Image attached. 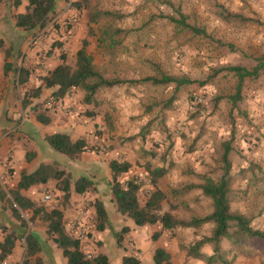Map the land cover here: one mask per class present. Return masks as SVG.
I'll return each mask as SVG.
<instances>
[{
    "label": "rangeland",
    "instance_id": "1",
    "mask_svg": "<svg viewBox=\"0 0 264 264\" xmlns=\"http://www.w3.org/2000/svg\"><path fill=\"white\" fill-rule=\"evenodd\" d=\"M75 3L81 4L82 7H75ZM61 4L63 7H60L57 18L47 28L46 33L51 30L54 36L46 44V48L42 49L43 54L53 48L60 62L61 56L66 55L69 63L74 64L78 51L82 48L84 40H87L88 51L99 70L100 66L105 64L107 53L110 51L102 45L109 38L104 33L122 29L127 33L114 37L119 46L111 51L113 60L119 58L121 62L138 61L140 77L158 75L163 71L171 76L195 81L178 92L175 85L155 87L145 83L132 88L121 86L117 91H111L108 96V99L114 102L113 105L119 106L114 111L117 113L115 122L123 130L127 129L125 135L135 138L134 135L143 133L144 127L149 130L145 139L138 138V144L142 145L141 153L138 150V157L145 158L150 163L148 165H165L170 169L169 174L160 181V187L170 197V202L165 204V210H171L172 205L175 208L172 213L184 219L195 215L205 216L212 211L211 200L205 197L200 189H193L180 197H174L172 191L181 190L189 184H201L202 181L194 173L207 174L218 179L223 173L222 143L232 138L235 130L234 151L231 154L234 178L232 209L253 216V226L264 230V77L259 80H247L242 97L235 105L232 97L237 93V80L228 72L217 71L231 65L252 68L255 61L249 55H244L242 49L240 52L226 46L231 38L229 34L233 31L232 25L219 18L217 6L216 10L212 8V0H68ZM178 6L180 12L187 16L189 24L206 27L210 30V37L195 36L189 31L177 29L168 20L160 19L162 15L178 17L175 11ZM203 7L207 11L204 12ZM98 12H109L112 15L101 17L96 23L92 22V15L95 16ZM46 33L38 36L39 42L46 39ZM236 35H243V30L236 32ZM37 46L34 44L30 47ZM251 51L245 52L254 54V51ZM113 62L112 69L116 71L115 61ZM152 63L154 66H151ZM114 74L113 72L109 75ZM29 94L27 93V96ZM27 96L25 95V98ZM173 97L175 99L172 108L166 109L164 103ZM196 98H201L202 102H196ZM43 111L49 113L46 107ZM55 132L52 130V133ZM131 137L124 136V141ZM111 147L101 144L97 139L90 144L88 157L94 158L97 155L107 158L106 153ZM42 159L38 157L32 162L29 173L35 172L41 166ZM91 162L94 164V161ZM75 164L77 167L74 165L68 168L65 164L58 166L65 170V174L69 172L71 176L74 175L76 181L79 176L76 170L82 168L84 163ZM91 166L92 164L86 167ZM142 166L147 170L146 165ZM5 169L12 180L9 168ZM68 177L71 180V177ZM68 177L65 176L63 181L55 180L54 187L47 189L50 192L53 190L56 195H52L51 203L46 202L39 193L42 199L38 204L45 205L48 209L64 210L68 207L69 202L65 194L57 192L61 191L59 182L61 187L64 186ZM134 178L143 184L140 198L144 201L152 191L147 187L150 184L149 176L144 177V174L138 173ZM93 189L91 193L95 192V187ZM106 190L108 189L104 187V191ZM110 196L112 199V191ZM3 204L5 210H8L9 220L13 224H19L20 221L13 215L9 203L3 200ZM111 204L110 223L107 225L108 242L103 250L110 264H119L125 256L138 257L142 264H155L154 254L157 248L166 249L175 264H206L189 257L183 246L190 247L204 236H210L213 225L207 224L200 230L177 228L174 231H165L162 238L155 240V233L162 231L161 225L127 228L128 224H132L131 219L117 212L114 201ZM22 213L26 220L32 216L30 211ZM29 227L35 232L47 229L40 221L29 223ZM7 230V233L13 231L10 228ZM25 234L26 230L21 237ZM90 234L93 238L89 237L85 245L90 242L97 244L96 237L88 231L87 236ZM20 242L24 246V239L21 238ZM221 246L228 253L229 264L264 262V254L260 250L241 253L226 239L221 241ZM201 252L213 255L214 247L205 245ZM23 253L26 254L24 250ZM56 253L64 258L60 248L56 249ZM91 253L92 256L101 254L96 251ZM21 260V264H25V258ZM32 260V264H37V259ZM40 260L42 261L41 258Z\"/></svg>",
    "mask_w": 264,
    "mask_h": 264
},
{
    "label": "crops",
    "instance_id": "2",
    "mask_svg": "<svg viewBox=\"0 0 264 264\" xmlns=\"http://www.w3.org/2000/svg\"><path fill=\"white\" fill-rule=\"evenodd\" d=\"M212 2V8H214V10H216L215 6H223L229 12L241 15L246 19L245 22L227 23L232 25L233 31L229 34L231 38L226 46L240 52L242 49L244 55L252 57L251 59L255 61L252 68L241 66L252 70L258 64V60L264 58V0H212ZM28 6V0H5L0 4V169L5 172V168H9L12 175V181L8 184L10 186L3 187L0 185V193L2 188L7 193L9 190L15 188L20 180L21 172L24 170L29 172L30 165L38 157L43 158L42 164L57 165V167H59L58 165H66L68 168L74 165L77 167L75 164L76 162L84 163L82 168H77L78 170H76V173L79 174L76 181L81 178L92 180L94 182L95 192L91 193L90 191L85 194H78L76 192L75 176H71L69 172H66L68 174L65 176L71 177L69 182L70 195L66 197L69 204L68 207L64 208L66 229L67 232L70 231L71 222L76 217H87L89 220L87 223L88 231L96 237L97 244L90 242V244L86 243L85 245L84 243L86 246L85 248H89V252L96 251L106 255L103 250L106 248L108 242L107 225L110 223L109 206L114 201L110 196L112 191V187L109 184V181L112 180V172L109 167L110 163L113 160H119L127 161L132 165L130 172L121 175L120 180L122 182L128 179H134L135 175L138 173L144 174V177H147L148 172L142 165L147 166L150 164L145 158L142 159L138 157L139 152L141 153L140 148L142 146L138 144V138L141 137L145 139L146 135L149 133L148 128L144 127L142 130L143 133L134 135L135 138L130 135H125L127 129L123 130L115 122L117 113L114 111L116 107L118 108L119 106L113 105L114 102L108 99V96L111 91H117L121 86L132 88L139 84H145L142 83L141 80L156 75H145L140 77L138 61L124 60L121 62L119 58L113 60L111 51L114 47L117 48L119 43L117 45H112L111 38H107L102 45L106 47L107 50L109 48L110 51L107 53L108 58L105 64L100 66L98 71L109 80L124 78V81L127 82L140 81V83L135 85L126 83L111 88H102L94 94L90 101H87V93L83 89L71 90L64 97H57L55 95L56 89L44 88L39 97L29 98V103L25 106V95L27 96V93L31 94V91L36 88L38 79L46 76L61 64L60 59L56 58V54L54 53L55 49L51 48L50 52L46 51L44 54L41 52L42 49L46 48V44H48L54 36L51 30L47 33V29L41 32L44 34L46 33V39H40L41 41L39 42L38 39L40 37L34 38L31 33L16 26L15 16L25 14ZM60 7L62 8L63 4H61ZM202 10L204 12L207 11L204 7ZM199 28L204 29L210 37V30L206 27ZM241 29L243 30V35H241L243 38L236 35V32H240ZM118 30H114L115 32L106 31L104 34L114 35ZM125 32L127 31L122 30V33ZM200 37L207 38L204 36ZM34 41V44L38 46L32 48L30 46L34 45H32ZM249 50L254 51V54L245 52ZM256 51L259 53L255 54ZM113 61H115V67H117L116 71L112 69L114 67ZM94 64L96 66L95 61ZM149 64L150 62H148V66ZM151 66H154V63H152ZM233 66L240 65H231L227 67ZM22 68L28 69L31 73L29 81L25 84H20L19 82ZM225 68H221L217 73H223V71L228 72L237 80L235 74L226 71ZM113 72L115 73L114 75H109ZM130 73L131 75H129ZM262 77H264V74L256 80ZM53 99L59 101V104L56 107L50 108L49 102ZM44 107H46L49 113H45V110L43 111ZM40 116H43V120L46 121L44 122L41 120ZM52 130L56 132L52 133ZM55 134H67L73 141L85 139L89 146L98 139L101 144L103 143L107 147H112L109 152L106 151L107 158H101L97 155H95L94 158H89L88 155H90V152H85L77 161H71L65 155L57 153L46 140L48 136ZM124 136H129L131 138H128L126 142L124 141ZM91 161H94V164ZM91 164V168H89L90 166L86 167ZM152 166L155 167L154 165ZM164 166L165 165H156V167ZM56 182H58V180H56ZM64 185H66V183ZM51 187H54V181L45 186L40 185L31 187L28 190L22 191V193L38 203L46 194L56 196L53 194V190H51V192L47 191V189ZM104 187L108 190L104 191ZM147 187L153 190V186L150 184ZM57 192H62L66 196L65 191L57 190ZM39 193L42 194V197L41 195L39 196ZM44 193L46 194L43 195ZM97 202L103 204L108 214L105 229L102 231L98 229L99 216L96 209ZM9 217L8 210H5L0 195V244L4 242L6 236L2 228H10L20 237L24 234L25 228L22 227L20 223L17 224L18 222H14L13 224L9 220ZM131 221L132 224H128L127 228H139L133 220ZM46 230L47 229L38 232L34 231L38 233L40 243L43 246V252L35 257V259L38 260L41 258L42 261H40L42 264H67V259L64 254V258H62L56 253V249L59 247L52 239H49ZM89 237L93 238L91 234ZM162 237L163 234L160 238ZM20 241L21 239L17 241L13 254L6 259L8 262L21 264V258H25L26 254L23 253V250L26 253V242L24 240L25 244L23 246ZM30 263L32 264L34 261L30 260ZM119 264H123V259Z\"/></svg>",
    "mask_w": 264,
    "mask_h": 264
},
{
    "label": "trees",
    "instance_id": "3",
    "mask_svg": "<svg viewBox=\"0 0 264 264\" xmlns=\"http://www.w3.org/2000/svg\"><path fill=\"white\" fill-rule=\"evenodd\" d=\"M3 1L5 0H0V4ZM28 1L27 12L15 16L16 26L31 33L32 37L36 38L54 22L58 16L61 3L68 0ZM168 3L172 5L171 2ZM74 6L79 9L82 7L78 3H75ZM217 10L219 18L225 22L246 21L243 16L233 14L223 6H218ZM175 11L178 13V17L162 15L160 19L168 20L179 30H189L194 35L209 37L204 29L187 22V16L180 12L179 6L175 8ZM111 15L109 12H98L95 16L92 15L91 20L96 23L99 18ZM121 33L122 30H118L114 35L108 34L112 45L118 44L114 37ZM88 46L89 42L84 40L74 64L69 63L66 55H62L61 64L46 76L38 79L36 88L25 98L24 105L26 106L29 103V98L39 97L44 88L56 89L55 95L57 97H64L71 90L83 89L87 93V101H90L94 94L102 88H111L126 83L133 85L140 83V81L127 82L121 79H106L95 66L94 59L88 52ZM225 70L234 73L238 80L237 93L232 97L236 105V102L242 97L246 80H256L264 74V58L258 60V64L252 70L241 66L227 67ZM30 74L28 69L22 68L20 84L27 83ZM141 82L150 83L155 87L175 85L176 92L184 86L195 83L189 78L171 76L163 71L156 76L146 77ZM174 99L175 97L164 103V107L166 109L172 108ZM40 119L43 120V116H40ZM43 121L45 122L46 120ZM46 140L57 153L65 155L71 161H77L83 153L88 152L90 149L85 139L73 141L67 134H55L48 136ZM234 140L235 130L232 133V138L222 143L221 168L223 173L218 179H214L207 174L194 173L202 181L201 184H189L181 190L172 191L174 197H180L193 189H200L203 195L211 200L212 211L209 214L205 216L195 215L189 219H184L172 213V210L175 209L172 205L171 210H165V204L170 202V197L167 192L160 188V181L170 172V169L166 166H147L149 182L153 186V190L147 195L146 200H141L142 183H137L135 178L128 179L125 182L120 180L121 175L131 171L132 165L127 161L113 160L109 166L112 172V180L109 181V184L112 187L113 200L117 205L118 212L133 220L137 227L160 224L162 231L155 233V240H158L165 231H174L177 228L200 230L207 224L213 225L210 236H204L191 244L190 247L183 246L189 257L204 261L206 264L230 263L227 259L228 253L221 246L223 239L228 240L235 250L241 253L260 250L264 254V230L253 226V216L232 209L234 178L232 176L233 163L231 154L234 151ZM65 175V171L61 170L57 165L41 164L35 172L22 171L18 185L9 190L8 193L2 188L0 193L2 200H6L9 203L13 215L25 228L26 234L24 237H20L15 231L7 233V228H2L7 234L4 242L0 244V261L6 260L13 254L16 243L21 238L26 242L25 264H29L31 259L39 256L43 252V246L40 243L38 233H35L29 227V223L34 224L40 221L47 226L49 239H52L63 250L67 264H110L108 256L104 254H98L92 258L86 256L82 251L81 241L67 232L64 210L60 208L48 209L45 205L34 202L22 193V191L34 186H45L55 180L63 181L62 179ZM69 180L68 177L65 180L66 185L62 187L60 182L58 184L60 190L65 191L66 197L70 195ZM93 188L94 182L88 178H81L76 181V192L78 194H85L94 190ZM96 209L99 216L98 229L102 231L105 229L108 219L107 210L101 202L96 203ZM22 211H30L32 213L29 220L24 218ZM205 245H213V255H206L201 252ZM141 263L138 257L125 256L123 258V264ZM154 263L175 264L172 261L171 254L164 248L156 249ZM37 264H42L40 259L37 260Z\"/></svg>",
    "mask_w": 264,
    "mask_h": 264
},
{
    "label": "built area",
    "instance_id": "4",
    "mask_svg": "<svg viewBox=\"0 0 264 264\" xmlns=\"http://www.w3.org/2000/svg\"><path fill=\"white\" fill-rule=\"evenodd\" d=\"M196 102L201 103L202 99L201 98H198V99L196 98ZM58 104H59V101L54 100V99L49 102V106L50 107H56ZM11 181H12L11 180V176L9 174H7L6 172H3L0 169V185L3 186V187H8V184H10ZM136 182L137 183H141L139 179H136ZM44 199H45L46 202L51 203L53 201V196H52V194H46ZM84 218L76 217L75 219H73V221L71 222L69 233L73 237H75L76 239L81 241L82 251L86 254V256L88 258H92L93 257L92 253L89 252L84 247L85 241H87V239L89 238V236H87V233H88V230H89L88 227H87V223H88L89 220H88L87 217H84ZM0 264H13V263H10L7 260H4V261H0Z\"/></svg>",
    "mask_w": 264,
    "mask_h": 264
}]
</instances>
